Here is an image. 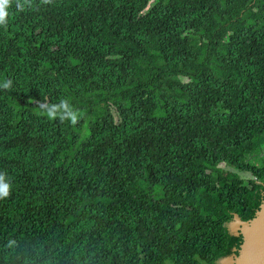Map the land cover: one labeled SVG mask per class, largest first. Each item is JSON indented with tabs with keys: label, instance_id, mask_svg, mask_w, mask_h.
Returning <instances> with one entry per match:
<instances>
[{
	"label": "trees",
	"instance_id": "trees-1",
	"mask_svg": "<svg viewBox=\"0 0 264 264\" xmlns=\"http://www.w3.org/2000/svg\"><path fill=\"white\" fill-rule=\"evenodd\" d=\"M8 11L0 264L237 254L228 225L264 198V0H33L23 12L13 0ZM61 99L77 124L41 114Z\"/></svg>",
	"mask_w": 264,
	"mask_h": 264
},
{
	"label": "clouds",
	"instance_id": "clouds-1",
	"mask_svg": "<svg viewBox=\"0 0 264 264\" xmlns=\"http://www.w3.org/2000/svg\"><path fill=\"white\" fill-rule=\"evenodd\" d=\"M13 0H0V26H6L8 23L9 11ZM53 0H40V4H52ZM25 4L29 8L33 5V0H15L16 10L18 12L25 11ZM12 87L11 79H7L0 83V88L5 90ZM39 109L41 114L48 119H59L60 121L67 120L70 124L75 125L81 119L82 113L74 109L67 99H61L57 104L40 103ZM13 186L10 183V177L5 171H0V200L5 199L11 195Z\"/></svg>",
	"mask_w": 264,
	"mask_h": 264
},
{
	"label": "water",
	"instance_id": "water-1",
	"mask_svg": "<svg viewBox=\"0 0 264 264\" xmlns=\"http://www.w3.org/2000/svg\"><path fill=\"white\" fill-rule=\"evenodd\" d=\"M230 223H233V229L229 230L234 235H241L242 243L237 254L222 259L220 263L264 264V198L252 219L242 221L235 214Z\"/></svg>",
	"mask_w": 264,
	"mask_h": 264
},
{
	"label": "rangeland",
	"instance_id": "rangeland-1",
	"mask_svg": "<svg viewBox=\"0 0 264 264\" xmlns=\"http://www.w3.org/2000/svg\"><path fill=\"white\" fill-rule=\"evenodd\" d=\"M123 102H126L128 103V100L127 99H124V100H121ZM229 169V168H228ZM231 170V169H230ZM236 173H238L240 175V177L242 178H245V179H248V178H251L250 174L249 173H246V172H239V171H236ZM229 229L232 230L233 229V223H230L228 225ZM168 264H171V263H168Z\"/></svg>",
	"mask_w": 264,
	"mask_h": 264
},
{
	"label": "flooded vegetation",
	"instance_id": "flooded-vegetation-1",
	"mask_svg": "<svg viewBox=\"0 0 264 264\" xmlns=\"http://www.w3.org/2000/svg\"><path fill=\"white\" fill-rule=\"evenodd\" d=\"M221 264V263H220Z\"/></svg>",
	"mask_w": 264,
	"mask_h": 264
}]
</instances>
